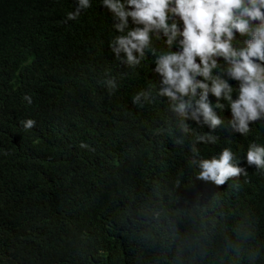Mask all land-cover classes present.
Wrapping results in <instances>:
<instances>
[{
	"label": "trees",
	"instance_id": "trees-1",
	"mask_svg": "<svg viewBox=\"0 0 264 264\" xmlns=\"http://www.w3.org/2000/svg\"><path fill=\"white\" fill-rule=\"evenodd\" d=\"M90 3L65 22L77 0H0V264H264V170L196 179L200 159L264 146V123L197 143L208 127L184 132L166 97L134 104L154 64L117 62Z\"/></svg>",
	"mask_w": 264,
	"mask_h": 264
},
{
	"label": "clouds",
	"instance_id": "clouds-1",
	"mask_svg": "<svg viewBox=\"0 0 264 264\" xmlns=\"http://www.w3.org/2000/svg\"><path fill=\"white\" fill-rule=\"evenodd\" d=\"M90 7V0H77L65 22ZM102 7L117 32L109 43L114 59L132 68L149 58L154 64L151 79L157 86L137 92L134 104L141 97L149 100L153 91L166 97L184 132L190 131L188 120L208 127L197 143L214 144L217 129L246 135L250 125L264 123V0H102ZM107 84L117 87L112 79ZM24 99L32 103L31 97ZM218 110L230 112V119ZM35 123L22 122L25 129ZM192 151L197 153L195 147ZM238 160L224 148L199 160L196 179L223 186L247 175L245 162L264 170V146L253 142Z\"/></svg>",
	"mask_w": 264,
	"mask_h": 264
}]
</instances>
